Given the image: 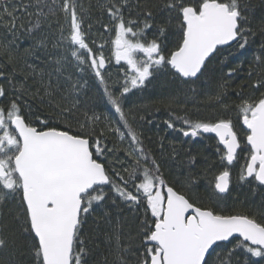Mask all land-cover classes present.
<instances>
[{
	"label": "snow or ice",
	"instance_id": "1",
	"mask_svg": "<svg viewBox=\"0 0 264 264\" xmlns=\"http://www.w3.org/2000/svg\"><path fill=\"white\" fill-rule=\"evenodd\" d=\"M57 2L51 0L52 4ZM44 3L46 0H36L39 9L36 15L55 16V8L49 6L48 12L40 8ZM126 4L128 0H107L102 7L114 22L112 30L115 39L111 43L115 61H123L127 69L118 94L105 83L103 71L107 61L103 51L93 52L86 42L83 20L77 13L75 0H63L60 4L59 11L64 15L67 29L59 20L55 21L58 28L54 30V35H58L53 45L55 48L67 45L80 71L90 69L105 84L104 93L123 121L126 132L120 127H111L106 120L104 127H98L101 117L94 112L91 116L83 113V119L76 115L79 101L70 97L72 93H78L86 82L82 84L76 80L71 83L70 90L61 95L60 101H56L55 93L50 90L51 81L44 84L43 70L40 71L41 87L30 94L39 97L41 102H45L44 96L49 97L47 103L54 109V115H49L47 119L39 115L35 120L26 119L21 108L24 102L21 100L18 103L20 95L10 99L6 106L0 105V249L16 246L17 243L15 233L11 239L3 235L7 228L3 210L15 197L20 211L14 219L19 222V233L26 234L33 241V264H88L90 252L81 232L87 217L96 208H100L102 213L96 217L97 226L101 219L111 221L112 213L104 207L110 199L109 193L104 191L108 186L115 197L130 206V210L134 211L141 205L144 208L139 231L143 252L136 264H232V257L237 252L246 256L243 264H260V261L251 258L264 260V202L251 215L239 212L226 215L211 206L198 205L188 194L178 191L164 179L161 164L145 149L140 134L131 127L122 107L126 94L144 85L155 72L174 70L179 77L188 78L185 82L191 86L208 71L219 46H230L231 42H235L238 49H245L250 43L249 37L256 35L247 27L250 21L246 13L253 10L251 0H164L162 9L167 18L155 24V38L151 40L147 32L153 29L152 22L157 19L154 13L161 10L160 6H142L143 19L133 20L125 19L123 8ZM28 6H24L25 12ZM260 7L264 13V0H260ZM18 10L14 6L9 10V0H0V22L7 21L4 26L14 39L20 19L15 15ZM20 27L23 28V24ZM39 27L38 20L27 31ZM49 27H52L51 22ZM169 34L177 37L172 48L165 43ZM260 34L264 36V22ZM14 39L7 43L0 41V57L4 58L5 65L13 68V72L6 75L0 66V78L8 81L13 89L16 85L11 77L15 74L17 63L13 53ZM39 43L44 44L45 41ZM261 50L264 51V43ZM26 51L31 53L32 49ZM138 54L142 56L138 58ZM66 59L65 56L57 58L58 72L63 69ZM31 67L35 75V66ZM234 71L229 68L226 75L231 76ZM27 78L25 75V80ZM68 79L71 81V76ZM252 87H264V80H257ZM41 88L44 89V96L40 95ZM226 88V82L219 85L217 101L224 96ZM20 92H24L23 83L20 84ZM0 97L7 98L3 84H0ZM236 107L243 126H246L244 148L231 118L214 121L175 118L182 119L187 125V130L180 129L185 137L214 133L219 142L217 151L222 150L220 160L229 165L237 161L238 150L246 148L248 154L244 157L245 163L238 180L258 182L264 187V93L256 100L243 99ZM166 123L169 128L175 127L171 120ZM106 130L118 133L121 141L127 135L133 144L132 151H128L127 155L134 167L125 169L127 180L112 169L116 177L113 179L105 166L109 163L106 159L108 153L116 151L103 143L108 139ZM102 158L104 162H101ZM189 163L194 164L195 157L190 156ZM231 183L232 174L225 168L215 177L214 190L227 193ZM129 185L132 191H129ZM111 205L117 207L115 199L111 200ZM106 238L115 241L117 253L127 251L121 244L119 221ZM233 241V247L223 255L216 253L221 242ZM213 254L216 259H212ZM117 261L118 264H127L120 255H117ZM0 264H16V261L9 258L7 261L0 260Z\"/></svg>",
	"mask_w": 264,
	"mask_h": 264
},
{
	"label": "trees",
	"instance_id": "2",
	"mask_svg": "<svg viewBox=\"0 0 264 264\" xmlns=\"http://www.w3.org/2000/svg\"><path fill=\"white\" fill-rule=\"evenodd\" d=\"M60 1L63 2V0ZM75 2L77 13L83 20L82 28L86 33V42L93 48V52L103 51L108 60V68L103 71L105 83L118 94L124 79L123 73L127 69L124 62L117 63L108 56L112 46L111 41L115 39V32L112 30L113 20L106 11L102 10L107 0H75ZM163 3L164 0H128L123 13L125 19L142 20V6L159 5L161 10L154 13L157 16L156 21L152 22L154 27L147 32V37L151 40L155 38V24L167 18L166 12L162 9ZM25 5H29L27 12L24 10ZM251 5L253 10L246 13L250 21L247 27L251 28L256 35L249 37L250 43L245 49H238L236 44L219 49L209 63L208 71L191 86L175 74L174 70L165 69L155 72L144 85L126 94L122 103L129 124L140 134L145 149L149 150L150 155L161 164L164 179L178 191L188 194L198 205L211 206L226 215L238 212L251 215L264 202V187L259 186L258 182L249 183L238 180L240 169L245 163L244 157L248 154L247 149L239 151L237 161L229 165L226 161L220 160L222 150L217 151L219 142L215 136L202 134L186 138L180 129L187 130V125L183 124L182 119L175 117L187 118L190 121L231 118L234 129L241 138V146L244 148L245 126L238 116L236 106L243 99L256 100L261 93H264V87H252L257 80H264V51L261 50L264 36L260 34L264 13L260 7V0H251ZM13 6L19 9L15 15L20 17L17 21L15 39L4 26L7 22L5 21L0 22V41L7 43L14 39L13 53L17 57V63L15 74L11 79L16 88L13 89L8 81L0 78V84L4 85L7 92V98L0 97V105L6 106L10 99L20 95L18 103L21 100L24 102L21 103V108L26 119L35 120L37 115L47 119L49 115H54V109L47 103L49 97L44 96L43 88L40 95L44 96L45 102H41L39 97L30 94L41 87L40 71L43 70L44 84L47 85L48 81H51L50 90L55 93L56 101H60L61 95L70 90L71 83L76 80L82 84L86 82L78 93L74 92L70 97L79 101L76 115L83 119V113L86 112L91 116L94 112L101 117L98 127H104L106 120L111 127H120L121 131L126 132L123 121L119 119V114L115 112L104 93L105 84H102L90 69L80 71L77 61L70 56L67 45L63 48L53 47L58 35V33L54 35V30L58 28L55 21L59 20L60 24H64L67 29L63 13L59 11L55 16L49 14L48 17H38L36 13L39 9L36 6V0H9V10ZM38 20L40 27L31 32L27 31ZM20 24H23V28ZM89 25H91L90 28ZM105 25L108 27L105 28ZM176 38L173 34L168 35L165 41L168 48L174 47ZM41 40L45 43L40 44ZM101 45H103L102 48ZM28 49H32V52L28 53L26 51ZM60 56H65L67 59L63 61V69L58 72L59 65L56 60ZM257 57L260 59L257 60ZM0 66L3 67L6 75L13 72L11 66L4 64L3 57H0ZM31 66H35V75L32 74ZM229 68L235 69L231 76L226 75ZM250 70L251 76H249ZM25 75L28 76L26 80ZM69 76L72 78L71 81L68 79ZM224 82L227 83L226 92L221 100L217 101L219 85ZM21 83L24 84L23 93L20 92ZM29 112L32 113L31 116L28 115ZM169 120L175 125L174 128L167 127L166 122ZM73 123L75 124L74 121ZM105 135L108 139L103 143L107 144L109 149H116L114 153H108L106 159L109 163L105 166L109 168L110 175H113L112 169H114L127 180L125 169L130 170L134 167L131 157L127 155L128 151H132L133 144L127 135L123 141L120 140L118 133L106 130ZM161 145H163L162 148ZM190 156L195 157L194 164L189 163ZM101 162H104L103 158ZM225 168L232 174V183L229 191L221 194L214 190V183L215 177ZM113 179H116L114 175ZM117 183H119L118 180ZM104 191L108 192L110 197L104 207L112 213L111 221L106 222L101 219L97 226L96 217H100L102 213L100 208H96L87 217L81 232L85 246L90 252L87 258L88 264H105V261L107 264H118L117 255L122 256L127 264H136L137 258L143 252L139 231L140 221L144 219V208L141 205L134 211L130 210V206H126L115 197L108 186H105ZM129 191H132L131 185H129ZM112 199H115L117 207H112ZM9 209L12 211L9 212ZM3 211L5 213L3 220L7 224L3 235L11 239L12 234L15 233L17 243L16 246L10 245L7 249H0V260L7 261L11 258L16 261V264H33L31 254L33 241L26 234L19 233V222L14 219L16 213L20 211L15 197L8 201ZM149 219H151L150 214ZM117 221H119L121 244L127 249L120 253H117L115 241L106 238V234L111 235L113 229L117 227ZM234 243L235 241L221 243L220 247L216 248V253L223 255L233 247ZM212 259H216L215 254ZM245 259L244 254L237 252L232 257V264H237L238 261L243 264ZM251 259L264 264L261 258L252 257Z\"/></svg>",
	"mask_w": 264,
	"mask_h": 264
},
{
	"label": "rangeland",
	"instance_id": "3",
	"mask_svg": "<svg viewBox=\"0 0 264 264\" xmlns=\"http://www.w3.org/2000/svg\"><path fill=\"white\" fill-rule=\"evenodd\" d=\"M61 3H62V2H61L60 0H58V2H57L56 4H52V3H51V0H46V3L40 5V8H42V10H43L44 12H48V7L51 6V7L55 8V9H56V13H58V12H59V7H60V4H61ZM109 48H110V47H109ZM113 52H114V46L112 45V46H111V50H110L108 56H109L111 59H113V60L115 61V58H114ZM139 56H142V54H138V57H139Z\"/></svg>",
	"mask_w": 264,
	"mask_h": 264
},
{
	"label": "water",
	"instance_id": "4",
	"mask_svg": "<svg viewBox=\"0 0 264 264\" xmlns=\"http://www.w3.org/2000/svg\"><path fill=\"white\" fill-rule=\"evenodd\" d=\"M233 44H235V42H231V45L230 46H232ZM230 46H219L218 47V50L219 49H222V48H227V47H230ZM106 59V58H105ZM106 61H107V59H106ZM107 68H108V61H107V63H106V66H105V70L104 71H106L107 70ZM182 79H184V80H188V78H183V77H181ZM246 127V126H245ZM204 135H212V136H215L216 137V135L214 134V133H205ZM186 138H191V136H187ZM217 138V140H218V137H216ZM239 151L240 150H238V153H239ZM235 162V161H234ZM233 162V163H234ZM221 194H226V193H221ZM238 235V234H237ZM221 243H227V242H221Z\"/></svg>",
	"mask_w": 264,
	"mask_h": 264
},
{
	"label": "flooded vegetation",
	"instance_id": "5",
	"mask_svg": "<svg viewBox=\"0 0 264 264\" xmlns=\"http://www.w3.org/2000/svg\"><path fill=\"white\" fill-rule=\"evenodd\" d=\"M106 59H107V58H106ZM107 61H108V60H107ZM121 62H123V61H121ZM121 62H120V63H121Z\"/></svg>",
	"mask_w": 264,
	"mask_h": 264
}]
</instances>
